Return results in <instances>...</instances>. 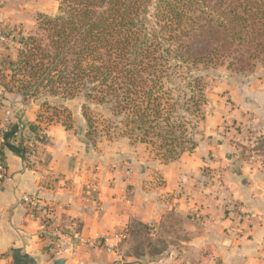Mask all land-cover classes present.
<instances>
[{
    "label": "trees",
    "instance_id": "trees-1",
    "mask_svg": "<svg viewBox=\"0 0 264 264\" xmlns=\"http://www.w3.org/2000/svg\"><path fill=\"white\" fill-rule=\"evenodd\" d=\"M56 1L57 12L36 13L27 33L16 27L6 35L15 57L0 52V85L40 107L29 124L36 138L53 123L71 130L62 119L70 118L68 102L82 98L92 146L128 139L168 164L200 143L203 71L264 66V0ZM17 129L13 123L7 134L26 160L31 149Z\"/></svg>",
    "mask_w": 264,
    "mask_h": 264
},
{
    "label": "crops",
    "instance_id": "crops-1",
    "mask_svg": "<svg viewBox=\"0 0 264 264\" xmlns=\"http://www.w3.org/2000/svg\"><path fill=\"white\" fill-rule=\"evenodd\" d=\"M0 1V52L15 57V47L6 49L2 37L25 20L9 12V0ZM10 107L18 139L31 144L29 124L37 123L39 105L0 85V121ZM18 147L9 134L0 145L12 176L0 182V264H48L57 256H68V264H264V165L222 160L227 150L204 140L168 164L96 167L97 172L86 144L60 123L46 128L45 139L30 148L26 160ZM23 194L49 204L54 222L43 226L33 217ZM230 203L256 216L243 233L225 211ZM175 220L189 236L181 251L134 256L124 250L129 239L116 238L125 230L131 235L133 223L159 232ZM106 245L114 251L107 252Z\"/></svg>",
    "mask_w": 264,
    "mask_h": 264
},
{
    "label": "rangeland",
    "instance_id": "rangeland-1",
    "mask_svg": "<svg viewBox=\"0 0 264 264\" xmlns=\"http://www.w3.org/2000/svg\"><path fill=\"white\" fill-rule=\"evenodd\" d=\"M9 1V12L19 14L25 20L17 26L26 33L33 28L36 13L54 14L58 8L56 0ZM22 6L24 11L21 10ZM203 74L206 76L208 104L206 120L196 130L195 138L217 143L223 147V151L227 150L228 155L223 153L222 160L235 158L237 164L258 168L263 166L264 134L261 132L264 129V66L258 63L248 74L237 73L226 66L208 68ZM83 102L82 98L70 101V118L65 116L62 120L68 124L70 122L73 126L71 131L86 144L94 162V170L98 172V167L116 169L141 162L150 168L155 162L162 163L145 145L130 144L128 139H104L96 147L92 146L86 138ZM92 108L106 117L110 116L104 108ZM210 132L212 137H206ZM169 225L157 232L153 230L154 227L133 223L131 235L129 230L126 237L129 241L125 244V252L134 256L148 254L157 257L166 250L181 251L184 246L182 241L189 236L178 220ZM105 250L109 252L106 247Z\"/></svg>",
    "mask_w": 264,
    "mask_h": 264
},
{
    "label": "built area",
    "instance_id": "built-area-1",
    "mask_svg": "<svg viewBox=\"0 0 264 264\" xmlns=\"http://www.w3.org/2000/svg\"><path fill=\"white\" fill-rule=\"evenodd\" d=\"M2 40H6L5 37H2ZM13 109L12 107L8 108L5 116L0 121V145L5 141V137L9 132L12 124H13ZM45 130L44 127H40L37 129L38 137H34L32 133L31 144H25L29 148H34L35 143H41L45 139ZM12 176L9 173L7 163L2 156L0 151V182L11 181ZM23 204L26 206L28 212L35 217L43 226L51 225L55 220V212L53 208L42 201L37 195L33 194H23L21 197ZM226 213L232 218L236 219L238 222L237 231L239 233L244 232V224L247 226L253 225L256 219V216L252 214L250 211L246 210L239 203H230L226 205ZM128 236V230L122 231L120 234L116 235L118 242L122 241ZM103 238H99L101 241ZM87 244H91V240H86ZM106 248L109 252L114 251V246H107Z\"/></svg>",
    "mask_w": 264,
    "mask_h": 264
},
{
    "label": "water",
    "instance_id": "water-1",
    "mask_svg": "<svg viewBox=\"0 0 264 264\" xmlns=\"http://www.w3.org/2000/svg\"><path fill=\"white\" fill-rule=\"evenodd\" d=\"M70 258L68 256H57L53 258L48 264H68ZM86 264H107L105 262H89Z\"/></svg>",
    "mask_w": 264,
    "mask_h": 264
}]
</instances>
